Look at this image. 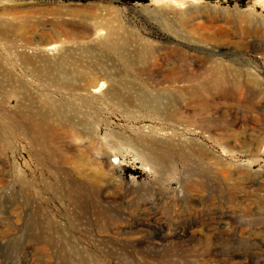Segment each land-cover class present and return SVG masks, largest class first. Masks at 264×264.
<instances>
[{
    "label": "rangeland",
    "instance_id": "obj_1",
    "mask_svg": "<svg viewBox=\"0 0 264 264\" xmlns=\"http://www.w3.org/2000/svg\"><path fill=\"white\" fill-rule=\"evenodd\" d=\"M174 1L0 0V18L34 21L23 44L44 46L55 24L75 25L82 41L91 36L92 63L118 65L122 83L132 85L120 86L126 97L161 94L163 106L177 112L157 116L117 100L83 106L39 80L19 59L21 48L0 40V67L13 80L0 88V111L17 110L9 92L23 85L40 108L53 112L63 104L70 114L90 117L95 138L92 166L79 172L59 163L61 134L52 140L57 163L49 165L31 153L41 147L15 129L2 131L0 112V264H264V0ZM189 9L195 12L184 18V29L180 18ZM165 20L181 27L186 40L164 30ZM100 27L102 36L113 29L117 40H133L129 51L139 42L168 58L124 73L119 56L94 41ZM215 61L224 79L209 74ZM171 87H191L197 96L173 95ZM143 134L184 148V158L150 166L138 156ZM201 147L205 155L192 151ZM93 173L97 182L86 176Z\"/></svg>",
    "mask_w": 264,
    "mask_h": 264
},
{
    "label": "bare ground",
    "instance_id": "obj_2",
    "mask_svg": "<svg viewBox=\"0 0 264 264\" xmlns=\"http://www.w3.org/2000/svg\"><path fill=\"white\" fill-rule=\"evenodd\" d=\"M174 2L180 6L184 4L182 0H175ZM70 12L72 11H69V13ZM193 12L195 11L189 9L182 13L180 24L184 29L186 25V21H184V18L192 14ZM7 15L8 14L4 13L0 18V40L11 42V46L15 50H17L16 48H21L18 50L20 52L18 54V57L22 61V64L26 68H29L31 72L43 83L48 84L49 86L56 87V89L60 90L62 93H64V91L69 92L68 94L73 96L83 106L96 105L100 104V102L107 104L110 101L117 100V102H125L127 105L137 103L141 108L150 112H154V114H156L157 116L174 117L177 113L172 110V105L167 104L163 106V99L161 94L149 95L145 91H138L126 97L122 93L120 86L122 88L126 87V89H130L132 85L122 83L123 81L120 80L122 77H119V74L121 73L118 69H116L118 65H109L106 63L101 64L94 61V63H92V60L90 58L91 36L90 34L86 35L85 37L87 40L82 41L81 37L79 36L80 34H82V31L75 25L59 22L50 29L52 31V37L43 41L44 43L42 44H44V46L40 47L39 45L41 44L39 42L36 43L35 46H30L27 42L23 44V42L21 41H24L28 34V31L32 30L29 29V27L30 24H32L31 22L34 21L20 20L17 18L8 19L6 18ZM181 27H178L171 21L167 20H165V22L163 23L164 30L170 32L171 34H174L179 39H185L186 37ZM101 30L102 28L100 27L97 31H95L93 38L94 41H97L102 48H105L111 53H116L119 56L122 68H124V73L140 71V65H142L144 60H146V62L148 60H152L156 64H162L165 63L168 58L167 53L159 52V48L155 49L153 45L150 46V48H145L144 46L139 45V42L136 43L137 45L134 47V49H131L129 51L126 49V47L127 45L131 44L133 40H128L125 38L117 40V38H115L117 31H114L113 29H109L107 31V34H105V36H102ZM43 33L47 34L46 31H43ZM63 36L75 40L72 47H66V45H62L57 42H61ZM214 63L215 65L208 66V69H210L209 74H211L215 79L219 80L220 77H223L221 75L222 70L218 62L215 61ZM100 66L103 67V70H101L102 72L100 73V75L98 74L99 78H96L94 74L96 73L97 68L100 69ZM229 71L231 72V70ZM225 76L227 75L225 74ZM241 77L242 76L240 75V78ZM226 78L228 79V77ZM237 78L238 77L233 78V80L237 83L234 84V86L239 85L237 82ZM222 79H224V77ZM9 82H13V80L9 78L6 72L0 67V88L6 89L5 84ZM162 82L164 81H158V83L155 82V86H158ZM117 83L120 84L119 87L117 86ZM172 84H174V82ZM190 88L171 87L170 89H168V92H170L171 94L173 93V95H182L184 98L192 99L197 95L192 92ZM200 88L202 89V86ZM22 90H26L23 85L11 87L9 93L16 99L15 105L17 110L14 112H5L4 110L0 111L3 112L1 117H5L4 119H6V125L4 126V128H2V131L15 129L16 131L20 132V134L24 135L23 137L27 141H29L31 147L36 145L41 147V151L36 152L37 150H33L34 152L31 151V153L36 155L37 157H40L49 165L53 164L54 162L57 163V159L55 157L56 151L53 149L54 146L52 145V140L56 135L61 134L63 142L60 148L61 157L59 163L62 166H73L79 172L84 167L92 166L93 160L91 158L92 153L95 150V138L92 136V132L90 131L89 127L90 123L88 122V119H90V117H81L80 114H83L82 112H74V114H70L69 112L64 110L62 103V105H60L59 107H53V112L49 110L47 111L43 107L40 108V106H38L37 101L32 94L27 92V90L25 92H21ZM165 90L167 92V89ZM46 100L48 105L54 106V103L50 97ZM88 114L89 116H91L90 112ZM139 141L140 144L137 147L139 151V158L148 163L150 166L155 167L156 169L163 166L170 167V158L174 155L179 158H184L185 156L184 148L176 147V145L170 141L156 139L147 134L141 135ZM76 143H80L84 148H78ZM262 144V141H258L255 143V146L261 147ZM192 151L195 153L198 152L201 155H205L202 147L197 151L194 149H192ZM101 152L104 153L103 150H101ZM103 155L104 157H102L101 155L103 160L109 162L110 155L105 156L106 153H104ZM101 157L98 156L99 159H101ZM90 172L92 171L90 170ZM65 173L67 174V172ZM86 176L93 182H97L98 180V173H93ZM102 194L103 193H101V195ZM65 195L67 194L65 193ZM122 255H124V253ZM137 256L139 257L140 255L137 254Z\"/></svg>",
    "mask_w": 264,
    "mask_h": 264
},
{
    "label": "trees",
    "instance_id": "obj_3",
    "mask_svg": "<svg viewBox=\"0 0 264 264\" xmlns=\"http://www.w3.org/2000/svg\"><path fill=\"white\" fill-rule=\"evenodd\" d=\"M125 3L134 4V3H147L149 0H123ZM244 0H241L243 2Z\"/></svg>",
    "mask_w": 264,
    "mask_h": 264
}]
</instances>
